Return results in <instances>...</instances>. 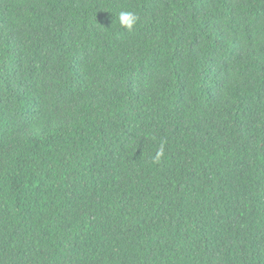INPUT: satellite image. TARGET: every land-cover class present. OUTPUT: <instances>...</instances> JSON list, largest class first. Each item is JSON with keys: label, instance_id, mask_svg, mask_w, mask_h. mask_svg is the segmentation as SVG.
Listing matches in <instances>:
<instances>
[{"label": "trees", "instance_id": "obj_1", "mask_svg": "<svg viewBox=\"0 0 264 264\" xmlns=\"http://www.w3.org/2000/svg\"><path fill=\"white\" fill-rule=\"evenodd\" d=\"M0 264H264V0H0Z\"/></svg>", "mask_w": 264, "mask_h": 264}, {"label": "clouds", "instance_id": "obj_2", "mask_svg": "<svg viewBox=\"0 0 264 264\" xmlns=\"http://www.w3.org/2000/svg\"><path fill=\"white\" fill-rule=\"evenodd\" d=\"M139 17L134 12L121 11L118 14V18L115 20V23L118 24L120 28L126 29L128 32H132L137 26ZM164 156V143H161L160 148L156 151V154L153 158L154 162H159ZM202 248L199 246L195 250V254H198L199 249ZM183 258V257H182Z\"/></svg>", "mask_w": 264, "mask_h": 264}]
</instances>
